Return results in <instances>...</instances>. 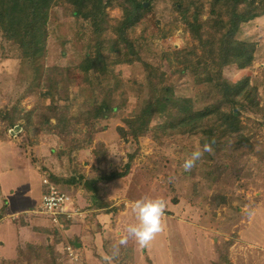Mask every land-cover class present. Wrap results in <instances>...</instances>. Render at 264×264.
Returning <instances> with one entry per match:
<instances>
[{"label": "rangeland", "instance_id": "374dc122", "mask_svg": "<svg viewBox=\"0 0 264 264\" xmlns=\"http://www.w3.org/2000/svg\"><path fill=\"white\" fill-rule=\"evenodd\" d=\"M65 1L57 0L50 10L45 47L38 48L32 58L26 57L0 29V110L11 113L15 109L10 115H20L14 129L0 120V188L16 194L18 201L28 195L37 201L48 177L71 194L83 214L69 225L58 226L45 215L31 212L42 200L26 210L33 222L51 231L53 248H59L65 264H88L76 246L78 236H69L74 226L100 232L108 252L121 264H150L149 256L156 259V264H169L172 254L176 263L177 255L180 260L184 258V264H226L225 256L229 264H264L263 116L243 111L254 152L240 174H235L231 166L221 168L208 161L204 154L195 167L185 171V159L203 149L197 136L175 134L158 139L161 135L152 130L134 140L121 137L117 130L126 126L125 118L138 115L149 97L147 88L143 93L140 89L147 83L146 70L142 61H136L116 67V74L128 87V102L123 107L108 118H98L93 128L84 123L76 126L72 121L73 136L83 141L84 147L77 140H65L53 133L51 128L57 123L53 115L50 125L42 122L52 113L49 105L68 102L57 94L61 88L55 84L61 73L69 79L65 78L63 85H69L73 117L101 100L99 91L88 84L89 20L75 17ZM174 1L154 0L131 37L142 60L161 68L168 77V90L159 95L167 96L173 107L180 98H191L195 110H201L212 101L211 94L190 69L180 71L184 66L178 63L177 52L195 42ZM209 1L194 0L191 8L199 6L206 19ZM104 3L106 15L120 17L122 9L115 0ZM236 37L256 44L255 58L247 68L226 67L225 82L232 86L246 82L245 94L264 106V16L243 23ZM159 121L156 118L152 127ZM100 143L107 154L101 164L96 160ZM112 173L122 176L108 179ZM0 198L3 212L6 200ZM140 198H162L166 203L164 231L145 248L127 233V227L138 220L132 205ZM96 218L99 224L93 226ZM48 221L51 223L46 224ZM110 228L113 236L123 233L114 243L115 249L108 247ZM125 237L127 242L121 244ZM68 246L73 251L71 257Z\"/></svg>", "mask_w": 264, "mask_h": 264}, {"label": "trees", "instance_id": "16d2710c", "mask_svg": "<svg viewBox=\"0 0 264 264\" xmlns=\"http://www.w3.org/2000/svg\"><path fill=\"white\" fill-rule=\"evenodd\" d=\"M56 1L0 0V29L9 41L18 45L26 57L32 58L38 48L45 47L50 10ZM115 1L122 9L120 17L115 18L106 15L104 0L65 1L75 17L89 20L91 29L87 51L91 65L87 68L90 74L88 84L99 91L101 100L82 115L73 117L68 103L69 85H63L64 79H69L61 73L55 84L61 88L57 94L63 102H68L61 106L49 105L47 109L52 113L46 115L42 122L50 125L53 115L57 120L51 128L53 133L65 140H77L73 136L72 121H76L75 125L84 123L88 128H93L98 118L112 116L114 111L128 102V87L121 75L116 74V67L142 61L147 83L141 85L140 89L143 93L147 88L149 97L138 115L125 118L126 126L118 127L120 136L137 140L152 130L161 135L156 137L158 139L175 134L194 135L199 138L202 147L205 144L211 146L210 152H204L208 161L221 168L231 166L235 174H240L248 157L254 152V144L246 134L243 111L264 117V106L245 94L246 82H238L233 86L225 82L224 69L229 66L243 69L252 64L256 44L240 40L236 35L243 23L264 16V0H210V13L206 19L199 6L191 8L194 0L174 1L195 42L192 47L177 52L178 63L184 66L180 71L190 69L200 83L207 85L211 94L212 101L201 110H195V102L191 98H180L173 107L167 96L159 95L168 90V77L161 68L143 61L136 49L132 32L136 31L154 0ZM14 110L11 113L0 110V120L13 129L18 126L20 118V115L11 116ZM156 118L160 121L152 127ZM81 143L83 141L79 142L78 139L77 144L84 147ZM104 147L100 143L96 148V160L100 164L107 155ZM121 176V173H112L108 179ZM51 256L54 255L51 253ZM224 260L229 264L226 256Z\"/></svg>", "mask_w": 264, "mask_h": 264}, {"label": "crops", "instance_id": "0c3cea01", "mask_svg": "<svg viewBox=\"0 0 264 264\" xmlns=\"http://www.w3.org/2000/svg\"><path fill=\"white\" fill-rule=\"evenodd\" d=\"M2 196L6 200V206L4 207V211L0 212V264H65L62 261L64 257L58 251L59 248L57 251L52 248L54 246V239H51V231L44 229L43 224L33 222L30 219L32 216L26 215V210L28 211L29 208L40 203L42 192L39 194L37 201H34L31 195L24 197L23 201H18L19 198L16 194H9L8 191L0 188V197ZM1 200L0 198V202ZM138 222L137 220L136 224ZM50 223V221L46 222V224ZM92 223H94L93 226H98V219L96 218ZM91 230L88 228L87 230L85 228L81 230L79 226H74L69 231V236L77 235L79 238L76 241V246L82 255V260L84 259L88 264H121L120 261L116 262L110 255V252H108L105 240H102L100 232L94 230V233ZM110 230L111 228L108 230V233L112 237L110 238L111 241L108 247L115 249L114 243L119 241V235L121 236L123 233L113 236ZM183 242L185 241L183 240ZM30 245L33 247H30ZM51 253L54 255L53 257ZM177 258L179 259L178 263H176L174 254H172L169 264L185 263L184 258L180 260L182 258L179 255H177ZM97 259L99 261H96ZM149 260L151 261L149 262L150 264H156V259L153 256H149ZM122 264H127V262H123ZM194 264L199 263L196 262Z\"/></svg>", "mask_w": 264, "mask_h": 264}, {"label": "clouds", "instance_id": "9594fccd", "mask_svg": "<svg viewBox=\"0 0 264 264\" xmlns=\"http://www.w3.org/2000/svg\"><path fill=\"white\" fill-rule=\"evenodd\" d=\"M211 146L205 144L202 150H196L185 159L182 167L185 171H190L195 167L196 162L201 159L205 151H211ZM133 211L137 215L138 223L127 227V233L130 237H135L141 247H146L155 237L164 231L165 224L163 217L165 215L166 203L162 198L146 199L140 198L133 202ZM127 238L121 240V244L127 242Z\"/></svg>", "mask_w": 264, "mask_h": 264}, {"label": "built area", "instance_id": "2783aa9c", "mask_svg": "<svg viewBox=\"0 0 264 264\" xmlns=\"http://www.w3.org/2000/svg\"><path fill=\"white\" fill-rule=\"evenodd\" d=\"M44 192L42 194V201L38 209H33L31 212L45 215L52 223L58 226L69 225L75 219L82 217L83 211L75 203L74 198L68 192L60 189L48 177L43 181ZM68 256H73L72 249L66 247ZM75 256V255H74Z\"/></svg>", "mask_w": 264, "mask_h": 264}]
</instances>
